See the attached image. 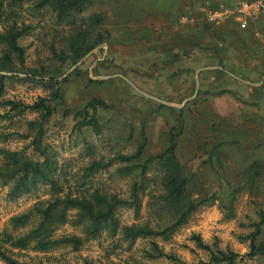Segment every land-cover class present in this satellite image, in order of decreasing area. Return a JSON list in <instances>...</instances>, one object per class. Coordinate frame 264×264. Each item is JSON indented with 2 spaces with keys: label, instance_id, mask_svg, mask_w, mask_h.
<instances>
[{
  "label": "rangeland",
  "instance_id": "374dc122",
  "mask_svg": "<svg viewBox=\"0 0 264 264\" xmlns=\"http://www.w3.org/2000/svg\"><path fill=\"white\" fill-rule=\"evenodd\" d=\"M1 1L0 33L13 25L23 30L18 44L24 57L21 65L12 55L8 69L0 70V252L19 264H209L211 253L231 251L237 254L234 264H264V253L247 256L248 237L260 220L259 213L264 214V145L252 151L247 145L241 150L220 146L210 156L212 143L221 138L209 128L220 122L215 112L231 109L229 103L213 109L197 101L174 111L152 99L142 100L140 87L126 91L124 81L133 74L140 82L156 77L155 48L171 45L176 36H200L203 23L182 24L181 14L188 12L190 18L192 12L198 17L209 4L231 0H88L83 10L61 20L51 7L38 8L39 0ZM97 17L100 23L92 24ZM203 30L208 32L206 27ZM82 33H86L85 44L76 45L86 52L74 62L69 43ZM260 34V47L249 38L245 43L264 57V27ZM4 51L0 42V58ZM142 59L147 63L137 69ZM52 77L55 82L49 81ZM260 78L264 81V69ZM54 92L60 98L49 102L52 115L40 129L39 124L30 126L29 122H40L41 115L31 107ZM93 98L109 105L97 108L99 135L91 127L74 129L81 119L74 117L76 112L91 114L86 105ZM7 101L17 103L18 109L5 105ZM254 118L260 119L258 109ZM192 123L202 139L191 135ZM221 132L228 136V131ZM171 134L180 137L178 157L188 185L186 200L165 206L162 197L167 188L159 163L148 165L143 178L140 173L149 156L167 148ZM196 139L205 142L203 150L197 148ZM141 144L139 158H116L133 156ZM46 156L50 164L42 168L48 169V179L33 181L26 176L15 190L23 176L21 165L42 163ZM254 161L261 163L262 173L251 179L248 168ZM135 184L136 207L131 205ZM56 199L84 201L96 212L107 210L113 201L129 205L114 208V233L103 224L94 237L88 235L90 221L77 208L68 210L65 223L52 225L53 238L80 237L83 244L76 251L59 246L44 253L2 243L3 233L18 238L40 222L36 213L24 227H15L11 218L44 209ZM187 202L196 203V208L184 223L173 226ZM127 227H147L157 235L131 240L124 235ZM195 237L210 250L200 248ZM255 244L264 247V224ZM0 264H4L1 255Z\"/></svg>",
  "mask_w": 264,
  "mask_h": 264
},
{
  "label": "crops",
  "instance_id": "0c3cea01",
  "mask_svg": "<svg viewBox=\"0 0 264 264\" xmlns=\"http://www.w3.org/2000/svg\"><path fill=\"white\" fill-rule=\"evenodd\" d=\"M239 2L209 4L201 9L198 17L191 12L189 18L188 12H184L179 21L189 25L202 23L209 13L222 7L234 8ZM202 27L205 29L204 25ZM263 27L264 12H261L246 26L230 16L216 22L214 29L208 32L202 28L200 36L193 33L176 36V42L171 45L155 48L158 54L153 56V64L159 66L156 77L140 82L135 74L133 77L127 75V80L124 79L126 91L132 93L140 87L142 100L152 99L155 104L174 111L197 101L212 108L225 107L229 103L231 109L215 112L221 116V131H228V136L218 131V138L231 139L237 150L246 145L250 151L256 150L264 145V81L260 78L264 57L245 41L249 38L255 47H260ZM144 61L142 59L137 69ZM257 109L260 119L254 118ZM229 110L233 112L228 114Z\"/></svg>",
  "mask_w": 264,
  "mask_h": 264
},
{
  "label": "trees",
  "instance_id": "16d2710c",
  "mask_svg": "<svg viewBox=\"0 0 264 264\" xmlns=\"http://www.w3.org/2000/svg\"><path fill=\"white\" fill-rule=\"evenodd\" d=\"M21 1V0H19ZM88 0H39L36 4L38 8L44 7H51L52 10L56 13V16L59 20L66 17L72 11H81L84 9ZM248 1V0H247ZM3 9V2L0 0V11ZM100 19L94 18L92 20V24H99ZM203 25L206 29H214V23L203 21ZM74 27V24H71ZM75 28V27H74ZM24 35L23 30H18L14 25L10 27L9 30L4 32L3 34L0 33V42L4 44V52L3 56L0 58V70H7L9 63L12 61V55H15L19 64L22 65L24 51L19 46L18 40ZM80 39V40H79ZM86 39V33L79 34L78 39L71 38L69 43L70 49L73 53L74 62L78 61L83 55L84 52H81L80 46L76 45V43L80 42L84 43ZM85 44V43H84ZM61 59L64 60V57ZM50 82H55V79L52 77L49 79ZM2 92V87H0V94ZM60 98L57 92H54L50 98H39V100L31 107L32 109L37 110L41 113L40 115V122H29V125L32 127H38L40 129L45 121L52 115L53 110L49 106V102L56 101ZM4 104V102H3ZM5 105L11 106V109H18V104L13 101L5 102ZM87 108L92 109V113L88 114L85 111H78L75 114V118L80 117L81 119L74 125V129L80 131L83 127H91L96 135H99L101 132V125L99 124V120L97 118V108L106 109L109 107L107 103L99 99H91L87 105ZM20 111V110H19ZM191 135L194 134L197 139H202L203 134L201 132H196V126L194 123L191 124ZM210 131L218 132L221 131L222 126L221 123H212L210 126ZM173 133V132H172ZM131 136V134H130ZM178 135L174 134L170 136L168 141V146L165 150H163L160 154L149 156L146 161L143 163V167L140 173V177H144L145 171L147 170V166L153 164L155 162L159 163L160 170L163 171V184L167 188L166 194L162 197L164 204L162 205H172L181 202L182 200H186V192H187V185H188V178L185 176V170L182 163L178 157ZM196 139V144L198 149H202V145L205 142H199ZM211 150L208 153L210 156H213L216 150L221 146L225 145H234V142L231 139H219L216 144L212 143ZM144 145L141 144L137 149L136 153L133 156H117L116 158L121 161H130L134 158H139L143 153ZM36 149L41 151L40 148ZM203 150V149H202ZM42 153V152H41ZM45 155V154H43ZM50 162L46 156V159L42 163H32L30 161L24 162L21 165V170L23 172V176H19L18 183L14 188L17 190L20 188L23 180L26 176L32 178L33 181H45L48 179V169H43L42 167L45 165H49ZM96 167V166H94ZM261 163L258 161H254L250 164L248 171L250 172L251 179H255L258 176H261L262 169ZM137 184H135L132 188V198L134 199L132 203H136L138 206V201H136V189ZM14 190V191H15ZM118 205H129L127 202L116 201L111 202L109 208L105 211L96 212L95 208L92 204L79 201V200H68L63 199L59 200L56 199L54 202H51L47 205L46 208H34L28 214L15 216L11 218V222L15 227H24L28 221L31 214L36 213L40 216V222L38 226L29 231L27 234L15 238L10 234L3 233V240L2 243L9 244V246L17 249H32L37 252H48L50 250H54L59 246H70L74 251L78 250L81 245L83 244V240L75 235L71 236H62L60 238H53V228L52 225L55 223H65L67 220V211L70 209L77 208L81 216H85L88 221H90V230L89 236L94 237L97 235V232L100 230L103 224L109 225V228L112 229L114 233L116 230V220L113 218V211L114 208ZM197 204L193 202H187L186 205L182 206V213L180 218L177 220L176 224L173 226H177L181 223H184L187 219L189 213L196 208ZM259 222L255 225V230L252 234L248 237L250 240V252L247 256H256L259 253H264V247L262 245L256 246L255 242L261 233V227L264 224V214L263 212L259 213ZM125 237L130 238L133 240L138 236H150V235H157L156 232H153L147 227L137 228V227H127L124 229ZM195 241L198 243V246L205 250H210L207 246H203L198 237L194 238ZM263 251V252H262ZM2 260L4 264H19L16 260L8 258L4 256L3 253L0 252ZM237 254H234L231 251L224 252V251H216L215 253H211L210 256V263L209 264H234Z\"/></svg>",
  "mask_w": 264,
  "mask_h": 264
},
{
  "label": "built area",
  "instance_id": "2783aa9c",
  "mask_svg": "<svg viewBox=\"0 0 264 264\" xmlns=\"http://www.w3.org/2000/svg\"><path fill=\"white\" fill-rule=\"evenodd\" d=\"M264 12V0H242L234 8L222 7L207 15L208 22L216 23L224 17H235L241 26H246L249 20Z\"/></svg>",
  "mask_w": 264,
  "mask_h": 264
}]
</instances>
